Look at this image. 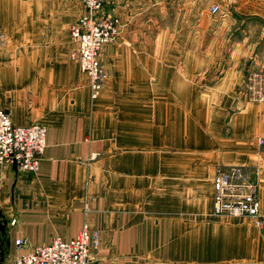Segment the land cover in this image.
I'll return each mask as SVG.
<instances>
[{"label": "crops", "instance_id": "0c3cea01", "mask_svg": "<svg viewBox=\"0 0 264 264\" xmlns=\"http://www.w3.org/2000/svg\"><path fill=\"white\" fill-rule=\"evenodd\" d=\"M45 1L38 8L37 0H0V109L16 125L41 123L48 131L37 171L0 164V264H14L18 255L56 237L76 238L86 222L99 236L96 264H261L256 223L250 219L210 212L203 217L202 236L193 232L197 202L182 204L180 193L182 175L196 172L194 139L179 132L114 135L111 125L116 123L92 102L89 89L75 88L85 77L70 57L73 18L68 14H78L80 1L58 0L56 8L53 0ZM149 1L109 0L107 12L133 20L148 10ZM243 14L231 11L233 17ZM256 17L261 18L256 21L260 50L264 11L257 10ZM149 48L145 40H127L104 53L112 61L124 59L128 74L136 69L133 64H144L142 50ZM256 65L264 68V61ZM210 139L204 149L208 163L264 172V103L240 116L230 138ZM165 194L171 201L165 202ZM211 194L213 211L214 179ZM260 201L264 209V174ZM185 207L193 211L182 212ZM21 238L30 246L19 248ZM198 240L204 241L203 249ZM186 241L194 243L187 246Z\"/></svg>", "mask_w": 264, "mask_h": 264}, {"label": "rangeland", "instance_id": "374dc122", "mask_svg": "<svg viewBox=\"0 0 264 264\" xmlns=\"http://www.w3.org/2000/svg\"><path fill=\"white\" fill-rule=\"evenodd\" d=\"M79 1L78 14L73 11L71 16L68 14L73 18L70 57L79 64L85 77V82L76 84L75 88L89 89L92 102L100 105L104 114L116 123L111 125L114 135L139 136L148 132L150 136L163 134L167 137L179 132L182 138L194 139L198 150L196 172L182 175L180 194L182 204L197 202V214L192 221L196 230L193 232L202 236L203 217L210 212V216H222L215 213V207L210 210L214 176L219 168L232 166L215 167L205 161V146L212 143L210 136L214 140L222 135L230 138L233 124L240 116L252 106L264 103L256 100L255 95L256 73L264 74V68L256 65L258 61H264V45L260 50L256 49V21L261 19L256 17V11H264V0H150L148 10L133 20L125 18L124 14L108 13L109 0L99 11H91L83 0ZM52 2L53 8L60 3L58 0ZM45 3V0H37L38 8L39 5L43 8ZM65 5L64 1L60 6ZM214 6L219 7L217 13L212 11ZM232 10L242 11L244 17H233ZM111 22H115L118 32L98 51L97 61L105 75L101 78L99 94H94L93 79L82 68L79 41L74 32L80 27L87 37H91L95 33L94 26L103 27ZM105 30L100 31L110 37ZM127 40H145L150 48L142 50L146 58L141 59L144 64H133L136 69L131 67L125 74V60L112 61L105 58L104 51L114 43ZM128 75L129 79H126ZM216 145L220 144L214 142L213 146ZM245 168L258 182L260 196L264 172L259 168L255 172ZM171 197L165 194V202L171 201ZM190 210L193 211L182 208V212ZM241 217L256 223V249L261 246L259 263L264 264V209L261 207L257 217ZM181 232L184 234L183 226ZM193 243L186 241L187 246ZM197 245L202 248L204 241L198 240ZM187 246L182 248L183 254L187 252Z\"/></svg>", "mask_w": 264, "mask_h": 264}, {"label": "built area", "instance_id": "2783aa9c", "mask_svg": "<svg viewBox=\"0 0 264 264\" xmlns=\"http://www.w3.org/2000/svg\"><path fill=\"white\" fill-rule=\"evenodd\" d=\"M91 11L101 8L107 0H83ZM214 13L218 6L212 8ZM117 22V20H116ZM110 33V37L100 30ZM95 31L87 37L80 27L74 36L79 41V58L83 70L88 72L94 94H99L101 78L105 75L97 61L101 46L113 39L118 29L115 22L109 25L94 26ZM256 100L264 101V74L256 73ZM47 127L41 123L21 126L13 123L10 116L0 109V164L15 166L21 170L37 171L47 146ZM264 142L263 139L260 140ZM249 171L240 165L219 168L214 178V207L219 215L257 217L261 212L259 184L251 178ZM19 248H27V239L16 240ZM99 247V236L84 224L80 234L71 240L56 237L51 243L36 246L28 254L18 255L14 264H96L93 252Z\"/></svg>", "mask_w": 264, "mask_h": 264}]
</instances>
